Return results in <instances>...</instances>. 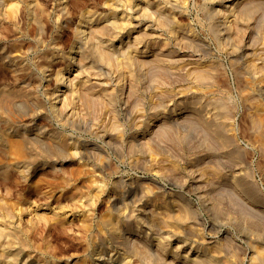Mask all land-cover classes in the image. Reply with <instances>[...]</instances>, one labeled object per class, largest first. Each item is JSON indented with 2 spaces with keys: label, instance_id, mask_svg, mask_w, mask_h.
<instances>
[{
  "label": "rangeland",
  "instance_id": "rangeland-1",
  "mask_svg": "<svg viewBox=\"0 0 264 264\" xmlns=\"http://www.w3.org/2000/svg\"><path fill=\"white\" fill-rule=\"evenodd\" d=\"M33 1L0 0V47L26 53L0 84L28 78L39 102L15 110L22 153L0 120V237L19 234L37 257L23 264H264V0H163L183 17L147 0ZM113 22L126 24L82 33ZM79 42L87 62L69 56Z\"/></svg>",
  "mask_w": 264,
  "mask_h": 264
},
{
  "label": "bare ground",
  "instance_id": "bare-ground-1",
  "mask_svg": "<svg viewBox=\"0 0 264 264\" xmlns=\"http://www.w3.org/2000/svg\"><path fill=\"white\" fill-rule=\"evenodd\" d=\"M27 1L29 3L30 12L31 13H34L35 12V7H36L35 2L33 0H27ZM215 1H217V0H214V2ZM219 1H223V0H219ZM63 3L64 4L65 3H68V0H64ZM63 3L61 2L59 4L60 10H61V13H62V20L68 21V13L66 12V7H65V5H63ZM76 3H78V2H76ZM147 5H148V7L155 8L157 10H161L160 12H167V11H169L168 12L169 14L175 13L176 16L177 15H179L180 17H183L184 16V14L182 12H179L180 10H178V11H177V9H174V11L167 10V7L164 6V4H163V0H147ZM254 5H251V7L253 8ZM256 7L258 8L259 5L258 6L256 5ZM256 7L254 6V8H256ZM252 8L250 10H249L248 7H247L248 10L245 8L247 11H245L243 9L245 11V16L247 18H249V16L251 15ZM254 8H253V12L255 10ZM14 11H15V8H14ZM244 11H241V14H242V12L244 13ZM253 14H255V12ZM125 22H127V21H125ZM159 22H160V20H159ZM162 22H160V24H158V25H162L161 24ZM170 22H173V21H170ZM87 23L90 26L93 25V23H94L93 22V19H91L89 17V19H87ZM175 23H176V21H175ZM125 24L126 23H124V22L123 23H119V24L117 22H113L112 25L104 24V23L101 24L100 23L99 26H97L98 29H96V30H94L93 27H82L83 29H85V30L82 31V33L92 34V33L95 32V33L100 34L101 35V38H104L106 35L110 34L112 30H115L118 25L124 26ZM140 24L141 23H136L135 26H140ZM164 24L165 23L163 22V25ZM176 25H178V24H176ZM152 26H148V27H152ZM178 27H184V26L179 24ZM78 30H81V29H78ZM79 33L81 35V31ZM77 34H78V31H77ZM76 41H77V39L75 40V42ZM88 42L87 43L79 42L78 49H76V50L72 49L69 56L71 57V56H74L76 54L78 56V60L87 62V59H90V56H91V46L89 45L90 43H88ZM162 56H164V55H162ZM25 59H26V53L25 52L24 53H21V54H17V53L12 54V52L7 51V49L5 47H0V65L3 66L4 68L10 70V72L14 75L15 78H18L20 76V74L23 73V69L20 68V67H24ZM18 62H21V65L20 66L19 65L17 66V63ZM24 79L29 80L28 78H24ZM27 80H19L17 82V84L13 88H9V87H7L4 84H0V120L3 122L4 125H7L8 127H10L9 128L10 132H14L15 134H17L21 138V141L18 142V152L19 153H22V151L24 150V143L25 142L26 143H31L33 140L31 139V136H30L31 129H30L29 126H26V125L17 126L16 123H12L13 121H15L14 120L15 119V117H14L15 110L16 109H21V110L24 109L25 110L26 108H24V107H25V104L26 103H31L32 106L38 105V103H39L37 97H35L36 94H35L34 87L32 85H30V83ZM58 92H61V91L58 90ZM56 93L57 92H55L54 95ZM61 95H63V94L56 95V99L57 100L60 99L62 97ZM59 101H62V99H60ZM157 121H158V115H155V117H153L152 120H151V122L149 123L148 130L151 129L153 126H155V124H156ZM242 185H240V187ZM123 189H125V188H123ZM239 191H241V190H239ZM137 192H138V189L137 188L131 187V188L125 189L124 192H122L119 195L118 198H117L118 194L114 197L115 200L117 198V202H116V204L114 206H117V204L119 202H123V201L125 202L127 200V198H132V197H129V196H133V195L137 194ZM118 211L119 210H117V212ZM109 214H111L110 211H109ZM114 215H109V217L105 218V220L103 221L104 223H102V224L104 226H106V227L107 226L108 227H111L109 230H112V232L116 233V231H118L117 230L118 227L116 228L115 226L116 225L118 226V224H117L118 223V220L115 223L117 217H115ZM53 216H57V212L56 213L54 212L53 213ZM85 219H86L85 220V222H86L85 227L87 229H89L92 224L89 222L88 217L85 218ZM101 227H102V225H101ZM101 227H99V232H100V228ZM120 228H121V225H120ZM109 230H107V232ZM5 232L7 233V231H5ZM101 232L104 233V234L102 233V235L105 238V235H106L105 234V231L103 230ZM110 232L111 231H109L108 233L110 234ZM6 233H4V234H6ZM20 233H22V232H20ZM119 233H120V231H119ZM10 234H12V233H9L8 235L6 234L7 236L6 235H3L4 237L6 236L5 240H3L4 237H2V238L0 237V239L3 240V243L0 242L1 243L0 244V247L1 248L3 247L2 250L0 249L1 251H3L2 253L0 251V264H23V262H24L23 260L24 259H25V261L26 260H29V259L30 260L31 259L33 260V258L35 256L32 255L31 253L25 252V250L27 249V248H25V246L24 247L22 246L25 249V250H23L22 247L19 245V242H20V240L18 241L19 234L18 233H15V234L13 233L15 236H13V234L12 235H10ZM111 235H113V234H111ZM0 236H2V235L0 234ZM22 242H24V245H27V243L25 241H22ZM21 245H23V243ZM30 250L31 249L29 248L28 251H30ZM32 253H34V252H32ZM192 253H193L192 250H189L188 251V254L189 255H191ZM35 255H36V252H35ZM44 255H46L45 252H44ZM34 259H37V257L34 258ZM44 262L45 261L42 260V261H40V264H42ZM24 263H26V262H24ZM28 263H30V264L31 263L32 264H39L38 261L36 263H35V261L34 262H30L29 261Z\"/></svg>",
  "mask_w": 264,
  "mask_h": 264
}]
</instances>
